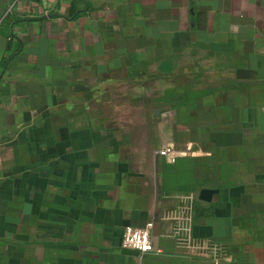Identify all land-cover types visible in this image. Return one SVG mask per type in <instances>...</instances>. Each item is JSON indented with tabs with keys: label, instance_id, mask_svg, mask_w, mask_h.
I'll return each mask as SVG.
<instances>
[{
	"label": "crops",
	"instance_id": "obj_1",
	"mask_svg": "<svg viewBox=\"0 0 264 264\" xmlns=\"http://www.w3.org/2000/svg\"><path fill=\"white\" fill-rule=\"evenodd\" d=\"M186 237L264 264V0H0V264Z\"/></svg>",
	"mask_w": 264,
	"mask_h": 264
},
{
	"label": "built area",
	"instance_id": "obj_2",
	"mask_svg": "<svg viewBox=\"0 0 264 264\" xmlns=\"http://www.w3.org/2000/svg\"><path fill=\"white\" fill-rule=\"evenodd\" d=\"M182 224H187L189 219H179ZM184 226L180 229L186 230ZM152 229L147 224L144 227H126L122 233V246L133 249L141 255L152 250ZM182 244L186 248V257L195 259V264H222L224 255L221 248L205 239H193L186 237L182 239Z\"/></svg>",
	"mask_w": 264,
	"mask_h": 264
}]
</instances>
